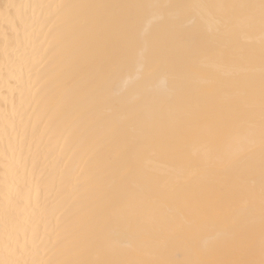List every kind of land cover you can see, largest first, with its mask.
<instances>
[{"label":"bare ground","instance_id":"bare-ground-1","mask_svg":"<svg viewBox=\"0 0 264 264\" xmlns=\"http://www.w3.org/2000/svg\"><path fill=\"white\" fill-rule=\"evenodd\" d=\"M261 259L262 0H0V264Z\"/></svg>","mask_w":264,"mask_h":264},{"label":"snow or ice","instance_id":"snow-or-ice-1","mask_svg":"<svg viewBox=\"0 0 264 264\" xmlns=\"http://www.w3.org/2000/svg\"><path fill=\"white\" fill-rule=\"evenodd\" d=\"M262 7H264V0H262ZM67 264H113V262L81 260V261H69L67 262ZM236 264H256V262L255 261H239V262H236ZM259 264H264V259H261L259 261Z\"/></svg>","mask_w":264,"mask_h":264}]
</instances>
